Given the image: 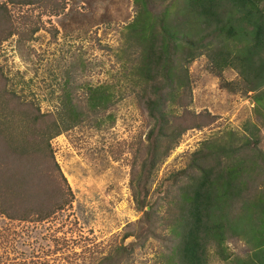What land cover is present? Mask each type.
Masks as SVG:
<instances>
[{"label": "trees", "instance_id": "1", "mask_svg": "<svg viewBox=\"0 0 264 264\" xmlns=\"http://www.w3.org/2000/svg\"><path fill=\"white\" fill-rule=\"evenodd\" d=\"M6 2L45 7L59 4L58 0ZM134 6L135 17L123 29L120 47L101 46L114 52L120 67L112 78L117 81L86 84L81 95L67 81L54 114L40 113L35 119L23 111L14 114L15 109L21 110V96L16 88H7L10 80L0 66V81L5 84L0 89V214L10 220H26L44 211L37 221L46 220L52 213L43 207L46 197L36 196L39 189L30 187L28 181L40 174L35 173L37 162L32 155H51L57 179L72 196L52 141L89 121L98 124L110 118L112 109L131 96L152 124L141 166L144 175H136L134 165L131 177L134 202L143 217L129 225L123 243L98 264L130 261L137 249L148 248L158 225L166 229L168 245L157 253L158 264H211L213 256L231 264H264V149L261 129L251 119L245 122L243 134L228 131L204 141L184 169L165 178L164 196L149 200L151 185L172 150L189 130L204 126L187 119L194 115L189 68L196 60L208 58L219 72L235 70L243 91L253 93V113L263 125L264 0H134ZM3 16L0 7V18ZM4 25L0 23V31ZM40 31L41 26L34 24L26 39L12 29L7 36H0V46L16 34L22 35L25 46ZM40 169L46 172L43 163L37 171ZM34 199L38 207L31 214L28 209L21 211V206ZM161 202L166 206L162 215ZM64 203L60 200L56 206L63 208ZM130 238L133 242L126 245ZM233 238L245 242L247 255L229 252Z\"/></svg>", "mask_w": 264, "mask_h": 264}, {"label": "rangeland", "instance_id": "2", "mask_svg": "<svg viewBox=\"0 0 264 264\" xmlns=\"http://www.w3.org/2000/svg\"><path fill=\"white\" fill-rule=\"evenodd\" d=\"M58 1V7H45L41 3L12 5L0 0L5 13L0 18V23H5L0 36H7L13 29L27 39L34 24L41 26V31L25 46L18 34L0 46V66L10 80L6 86L16 88L21 96V110L15 109L14 114L23 111L32 119L40 113L54 114L60 108L59 98L67 90V81L74 84L79 95L86 84L117 81L112 78L120 67L114 52L101 46L120 47L122 31L135 17L134 0ZM189 71L193 88L190 110L194 115L187 119L204 126L189 130L172 150L151 185V201L164 196L165 178L184 169L191 154L217 133L243 134L245 122L251 119L261 129L264 149V123L261 125L262 120L253 113V93L247 95L243 91L239 74L231 69L216 71L206 57L196 60ZM4 86V81H0V89ZM110 114L98 124L89 121L52 141L54 156L72 196L57 179L51 155L31 154L37 162L35 173L40 174L28 180L30 187L41 189L36 196L46 197L43 207L52 213L42 222L37 218L45 215L44 211L35 212L29 219L25 217L26 220H10L0 214V264H98L112 248L123 243L129 225L142 219L134 202L131 177L134 165L136 175H144L141 166L152 124L147 112L131 96ZM207 114H211L210 119ZM42 163L46 172L37 171ZM11 191L17 194L18 190ZM60 200L65 203L59 209ZM159 204L162 215L166 206L164 202ZM25 205L21 211L28 209L30 214L38 207L35 199ZM156 230L148 248L137 249L133 259L125 264H158L157 253L168 245L163 225ZM131 242L132 238L125 244ZM228 247L233 256L249 253L241 239H231ZM211 264L231 262L213 256Z\"/></svg>", "mask_w": 264, "mask_h": 264}]
</instances>
